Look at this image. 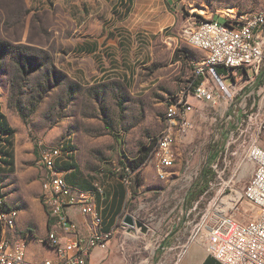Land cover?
<instances>
[{
    "label": "rangeland",
    "instance_id": "rangeland-1",
    "mask_svg": "<svg viewBox=\"0 0 264 264\" xmlns=\"http://www.w3.org/2000/svg\"><path fill=\"white\" fill-rule=\"evenodd\" d=\"M49 1L38 0L28 10L22 0H0V101L14 143V165L7 168V177H0V194L12 206L22 195L32 204L39 197L41 172L35 166L39 153L56 145L70 146L73 171L67 182L84 190H92V183L98 182L106 196L126 192L125 213L147 229L134 236L120 229L113 236L115 246L110 243L90 264H172L178 244L208 206L212 186L220 182L215 171L227 165L226 179L235 173L238 189L250 180L254 166L244 154L233 156L227 143L254 102L253 110L264 108V67L258 72L260 81L250 70L232 76V111L230 103L212 108L192 101L197 110L191 115L193 128L186 145L175 148L177 191H167L166 180L157 178L151 152L170 98L188 88L194 66L204 58L186 45L183 33L198 16L222 22L229 12H262L264 0H101L99 21L108 30L107 37L122 45L115 53L120 58L115 62L120 63L113 80L86 85L63 72L59 58L64 42L56 41L63 30L65 37L81 38L95 20L82 18L81 0H54L52 11L59 15L52 18L41 13L51 10ZM69 9L77 13L75 18L65 14ZM149 45L155 62L143 65V49ZM174 57L182 61L173 62ZM145 153V162L135 166ZM204 172L209 175L207 184L199 182ZM97 199L104 207L106 201L100 204ZM171 233L177 239L172 250H160Z\"/></svg>",
    "mask_w": 264,
    "mask_h": 264
},
{
    "label": "built area",
    "instance_id": "built-area-1",
    "mask_svg": "<svg viewBox=\"0 0 264 264\" xmlns=\"http://www.w3.org/2000/svg\"><path fill=\"white\" fill-rule=\"evenodd\" d=\"M183 34L186 45L202 52L204 58L194 66L188 88L172 96L166 107L163 128L151 152L157 161V178L162 181L169 172L178 170L175 148L186 145L193 128L191 115L197 110L192 101L205 102L212 108L230 103L232 111V76L250 70L260 81L258 72L264 67V11L229 12L222 22L197 18ZM225 80L231 83L226 85ZM254 106L255 102L227 143L233 156L244 154L254 166L250 180L238 189L235 173L226 179L227 165L216 170L220 182L212 186L213 196L190 233L220 264H264V108L253 110ZM70 148L65 144L48 147L35 160L41 172L39 202L47 217L44 243L54 250L55 259L36 263L25 260L29 234L16 232L18 211L5 208L0 199V264H89L95 248L107 251L112 233L102 231L103 207L97 199L103 203L105 193L98 182L92 183V190L67 182L70 169L64 166L72 162ZM70 209L78 210L86 220L88 237L79 235Z\"/></svg>",
    "mask_w": 264,
    "mask_h": 264
},
{
    "label": "crops",
    "instance_id": "crops-1",
    "mask_svg": "<svg viewBox=\"0 0 264 264\" xmlns=\"http://www.w3.org/2000/svg\"><path fill=\"white\" fill-rule=\"evenodd\" d=\"M25 4V9L30 10L35 6V2L38 0H22ZM47 0H43L45 2ZM127 1V0H126ZM168 3L176 0H166ZM51 10L44 9L43 14H51V17L59 15V11H52V7L56 4L54 0H50ZM82 7L80 8V15L82 18L95 20L94 25L91 24L90 29L82 34L81 38L72 39V34L70 37L64 36V30L59 31L61 35L60 40L57 39L56 42H64L62 48V58H59V61L62 62L59 65L63 67V72L75 83L80 85L94 84L104 80H113L114 73L117 72V67L120 62L118 55H115L119 49H122L121 43L117 42L107 37L109 35L108 30H105L100 24L99 18L101 14L102 1L101 0H81ZM58 12V13H53ZM65 14L70 18H75L77 13L72 12L70 9ZM109 14L113 15V9L109 11ZM39 13V14H41ZM189 25V24H188ZM187 25V26H188ZM71 32V30H68ZM78 29L75 27L74 32L76 33ZM105 31V33H104ZM100 33H104V37L100 36ZM59 35V37H60ZM55 36V34H53ZM100 36V38H99ZM105 37L107 38V43L103 45ZM115 48H117L115 50ZM65 49V50H64ZM153 47L151 45L145 46L143 49V60L146 61L143 65H150L152 62H155V55L152 52ZM58 55L59 51H58ZM58 60V59H57ZM181 59H177L173 62H181ZM188 62V60H187ZM189 62H195L194 59H189ZM58 65V64H57ZM126 73L127 80L130 79V73ZM199 107H202L204 104L202 102H196ZM0 114L4 115L2 102L0 101ZM6 118V116H5ZM7 120V118H6ZM8 122V121H7ZM8 174L0 173L1 176L7 177ZM179 171L169 172L166 184L167 191H177L174 184L180 179ZM172 179V180H171ZM38 183V182H37ZM190 191L189 189L187 190ZM40 193V187L38 185V195ZM123 194V202L120 203V196ZM126 192L119 191L116 194L112 192L107 194L106 204L103 207V218L104 223L102 227L103 232H111L112 237L118 233V231L123 230L126 232V228L122 224L121 228L118 227V222L120 219L127 214L124 211V203L126 200ZM0 199L3 200L5 208L7 209H16L18 211V218L15 223V230L18 234H29V239L26 246L25 260L30 263L42 262L45 259H55V252L53 249L45 245V238L47 235V217L46 214L39 202V197L33 199L32 204L28 203V200L22 195L20 197L19 204L12 206L7 201L6 195L0 194ZM70 217L77 224L78 233L83 238H86L90 235V228L86 220L79 215L78 210L70 209ZM191 233V232H190ZM189 235L178 244V251L175 253L174 261L172 264H220L215 258L210 256L204 246V243L197 238H193ZM173 234L165 236L163 244L159 248L160 250H172L171 245L177 241L173 238ZM171 242V243H170ZM111 243L112 246H115L116 241L114 237L108 241V245ZM170 246L168 247V245ZM105 252L99 248H95L92 252L91 259L89 264L93 260L100 259L101 253Z\"/></svg>",
    "mask_w": 264,
    "mask_h": 264
},
{
    "label": "trees",
    "instance_id": "trees-1",
    "mask_svg": "<svg viewBox=\"0 0 264 264\" xmlns=\"http://www.w3.org/2000/svg\"><path fill=\"white\" fill-rule=\"evenodd\" d=\"M198 18H201L198 16ZM202 19V18H201ZM180 59V58H178ZM177 59L174 57V61ZM13 131L10 128L5 116L0 114V173L9 174L7 168L14 165V143L12 142ZM141 149H145L142 147ZM147 158V153L143 157H140L136 162L135 166H139L145 162ZM215 159V157H214ZM72 164L65 165V169H71ZM73 170L71 169L70 173ZM12 172V171H10ZM208 172H204L199 177V182H204L207 184ZM67 179V178H66ZM84 190V189H83Z\"/></svg>",
    "mask_w": 264,
    "mask_h": 264
},
{
    "label": "water",
    "instance_id": "water-1",
    "mask_svg": "<svg viewBox=\"0 0 264 264\" xmlns=\"http://www.w3.org/2000/svg\"><path fill=\"white\" fill-rule=\"evenodd\" d=\"M122 223L126 228V233L130 236H134L137 230H139L141 233L147 232L145 225L141 221L136 219L133 215L126 214L123 217Z\"/></svg>",
    "mask_w": 264,
    "mask_h": 264
}]
</instances>
